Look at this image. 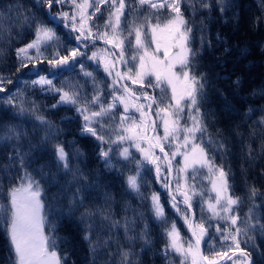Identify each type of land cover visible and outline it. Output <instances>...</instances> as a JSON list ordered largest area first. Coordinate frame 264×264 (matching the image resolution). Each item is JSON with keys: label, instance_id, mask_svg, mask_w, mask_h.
Masks as SVG:
<instances>
[{"label": "snow or ice", "instance_id": "6c2138e0", "mask_svg": "<svg viewBox=\"0 0 264 264\" xmlns=\"http://www.w3.org/2000/svg\"><path fill=\"white\" fill-rule=\"evenodd\" d=\"M33 3L54 25L68 30L70 42L75 46L62 44L55 29L48 27L22 0L0 5V43L10 46L24 31H31L34 36L15 50L16 71L28 69L29 64L37 69L41 63L54 70L49 71L51 78L37 70L36 79L20 80V84L25 89L38 88L58 97L50 106L53 109H74L82 117L80 135L95 140L98 156L106 168L112 170L116 164L133 166L135 174L127 177L128 188L142 202H148V213L163 226L166 243L160 254L168 264H172L169 259L172 256L180 258V264H255L248 249L264 255L256 243L258 236L264 239V211H261L264 192L249 185L243 198L233 193L230 181L235 177L226 163L227 139L220 130L215 134L209 131L211 114L202 110L207 99V76L194 72L203 47L211 45L204 35L207 32L204 19L214 9L223 13L228 6L226 0H33ZM65 6L68 11L63 10ZM54 8L60 10L54 13ZM201 13L206 15L197 21ZM101 19L103 24L96 22ZM196 32L201 34V48L192 47ZM99 41H103V47H97ZM91 48L96 50L90 51ZM161 48L163 58L159 54ZM89 62H94L96 71L102 69L106 78H110L106 87L98 82L94 71L87 70ZM77 68L79 79L91 82V93L76 78L65 80L60 86L54 82L58 75ZM129 83L140 87L134 89ZM234 83L239 84V80ZM11 84L12 79L0 75V93L4 94L0 96V105L51 129V122L40 114V105L19 87L9 90L7 85ZM156 89L160 90L159 96L149 94V90L155 93ZM256 112L264 113V108H249L248 120ZM254 124L257 128H250L248 136L264 137V131L258 130H264V114L256 117ZM26 138L27 131L22 126L6 125L0 130V142H10L12 147L8 163L0 164L4 174L0 182L10 178L11 171L21 173L19 186L8 193V203H0V222L10 245L8 259L10 264H63L66 258L55 250V236L45 233L42 188L28 171L30 151H23L22 144ZM51 138L52 134L46 133L43 140ZM245 147L248 162L264 156V145L259 152H254L251 144ZM54 149L59 167L70 172L76 183L83 182L71 191L69 211L85 207L81 193L89 191L92 185L78 167L73 170L63 144H55ZM73 154L82 156L83 152L74 148ZM178 156L182 163L174 169L173 161ZM217 157L221 163L216 162ZM152 168L155 179L167 192L170 209L194 239H183L176 221L169 219L159 193L145 195L141 191V184L148 183L142 170ZM39 172L43 178V169ZM205 181L210 187L205 186ZM258 199L260 203L256 202ZM244 200L250 206L241 218L239 209ZM113 202L106 194L102 207H85L81 214L82 220L90 221L84 240L89 245L91 264H98L101 252L106 257L105 264H141L135 251L136 242L151 243L145 212L129 206L123 211L132 215L117 218ZM50 227L54 232L55 225ZM97 229L104 233L103 237ZM214 239L222 241L220 247L211 243ZM202 243L208 246L211 255L203 253ZM113 246L115 252L110 251Z\"/></svg>", "mask_w": 264, "mask_h": 264}, {"label": "trees", "instance_id": "16d2710c", "mask_svg": "<svg viewBox=\"0 0 264 264\" xmlns=\"http://www.w3.org/2000/svg\"><path fill=\"white\" fill-rule=\"evenodd\" d=\"M11 0H0V5L10 3ZM22 3L36 12L37 16L47 24L53 27L57 35L61 38L62 44L68 47H74L75 44L70 42L67 35V29L54 25L48 16L37 11L33 0H22ZM228 5L223 13L214 9L211 16L204 19L207 26V32L204 34L211 41V45H205L201 51L194 72L204 73L207 76V99L203 106V111L211 114L209 122V131L213 134L220 130L227 139L229 154L226 157V163L230 166L231 172L235 179L233 183V193L237 196L244 197L249 185H254L257 189L264 192V156H256L253 162H248L245 157L246 145L251 144L254 152L260 151V146L264 145V137L250 138L248 131L250 128H257L254 124L256 117L264 114L256 112L252 120L247 118L249 108H264V0H226ZM60 9L54 8L53 12ZM64 11H68L65 6ZM91 11V10H89ZM206 14L201 13L197 16V21L202 19ZM163 19V18H162ZM103 24V20L96 21ZM196 32L197 39L193 42L192 47L201 48L199 36ZM34 39L31 31H24L23 34L11 45L0 43L3 49L0 55V75L10 78L13 84L7 85L9 90L15 87L21 88L28 93V98L33 99L40 105V114L47 117L51 122L52 128L47 129L30 117H19L12 108L0 105V130L6 125L22 126L27 131V138L22 141L23 151L29 152L27 158L29 161L28 171L39 180L42 192L41 200L44 204L43 215L45 217V233L54 235L57 241L56 251L62 258H66L63 264H91L88 242L84 240L85 227L90 221L82 220L81 214L87 208H98L105 204L106 194L113 199L112 209L117 218L124 215H132L131 212H125V207H131L145 212L144 221L148 224L151 243L145 245L143 241H137L135 251L139 253L138 259L141 264H168L165 258L160 254V249L165 245L166 238L163 235V226L156 222L150 213H148V202L141 201L138 196L130 192L127 185V177L134 175L135 171L131 164H116V167L109 170L105 167L104 162L99 158V148L91 137H82L80 127L82 117L74 109L68 107L51 108L58 97L48 93H42L37 89H25L20 80L36 79L35 71L39 70L41 75H49L50 66L41 63L37 69H32L29 64L28 69L16 71L17 57L15 50L23 47L25 44ZM101 42L97 47H103ZM91 48L90 51H95ZM47 54V53H46ZM88 71H94L99 83L106 85L110 78L102 69L96 71L94 62L87 65ZM31 70V71H30ZM79 68L73 72L65 71L58 75L54 81L57 86L65 80L72 78L79 79ZM51 78V75H49ZM153 80L154 78L150 77ZM239 80V84L234 83ZM84 85L87 92L91 93L92 84L89 81L79 79ZM147 83V81H146ZM130 87L138 89L139 85ZM139 94V93H138ZM149 94L160 95V90L156 89L155 93L149 90ZM4 95L0 93V96ZM259 131H264L260 130ZM46 133H51L52 138L43 140ZM240 133L241 135H236ZM55 144H63L65 150L69 152L73 170L79 168L83 175L87 177V183L92 185L89 191H82L84 196V206L77 210L69 211V197L75 187H80L81 183H76L70 172L62 170L56 162ZM31 145V149L29 148ZM74 148L82 150V156L73 154ZM134 151V150H133ZM12 152L11 143L5 144L0 142V164H7V156ZM134 154L139 159L138 153ZM159 155V153H157ZM217 163H221L217 157ZM115 163V161H113ZM181 163L180 157L173 161L174 169ZM43 169V178L39 172ZM227 170V169H226ZM21 173L11 171L8 175L10 178L3 179L0 182V203H8V193L12 187L19 185L18 176ZM0 171V176H3ZM142 175L147 184H141V191L148 195L151 192L159 193L161 202L164 203L166 213L170 220H175L180 230L181 236L185 241L192 240L188 228L184 222L176 217L170 209L167 200V192L161 183L155 179V170L152 168L142 170ZM175 175V172L174 174ZM205 186L210 187L205 181ZM260 203L259 199L256 201ZM250 202L244 200L239 212L241 218L248 211ZM264 211V209H261ZM92 223L98 224L99 221ZM50 225H55V231H52ZM207 226V225H206ZM222 227H226L221 222ZM98 234L103 237L104 233ZM121 243H124L123 234L120 233ZM211 243L215 247H220L222 241L214 239ZM230 243V242H229ZM259 245L260 253H264V239L259 236L256 238ZM243 247V244H241ZM203 253L211 255L208 246L202 243ZM226 247V244H225ZM10 245L7 234L0 222V264H10L8 259ZM110 251L115 252V246ZM255 264H264V255L252 250ZM103 253H100L98 264H105ZM172 264H180V258L172 256Z\"/></svg>", "mask_w": 264, "mask_h": 264}, {"label": "rangeland", "instance_id": "374dc122", "mask_svg": "<svg viewBox=\"0 0 264 264\" xmlns=\"http://www.w3.org/2000/svg\"><path fill=\"white\" fill-rule=\"evenodd\" d=\"M152 47L154 48L155 45H152ZM162 53H163V48H161V49H160V52H159V54L161 55V58H163V57H162ZM180 161H181V163H182V158H181V157H180ZM181 163H180V164H181ZM173 168H174V166H173ZM173 174H174V172H173ZM17 186H19V185H17Z\"/></svg>", "mask_w": 264, "mask_h": 264}, {"label": "water", "instance_id": "95a60500", "mask_svg": "<svg viewBox=\"0 0 264 264\" xmlns=\"http://www.w3.org/2000/svg\"><path fill=\"white\" fill-rule=\"evenodd\" d=\"M99 42H101V43H103V41H99ZM104 44V43H103ZM110 47V46H109ZM189 232H190V230H189ZM190 235H191V232H190ZM191 237H192V235H191ZM193 238V237H192ZM194 239V238H193ZM202 248V247H201ZM202 251H203V248H202Z\"/></svg>", "mask_w": 264, "mask_h": 264}]
</instances>
